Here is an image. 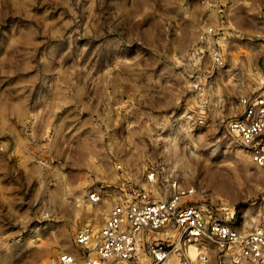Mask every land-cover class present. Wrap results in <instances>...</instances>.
<instances>
[{"label":"rangeland","instance_id":"374dc122","mask_svg":"<svg viewBox=\"0 0 264 264\" xmlns=\"http://www.w3.org/2000/svg\"><path fill=\"white\" fill-rule=\"evenodd\" d=\"M259 95L264 0H0V264H83L82 228L133 189L166 199L174 180L187 203L264 230V174L227 128ZM145 234L128 264L177 229ZM199 250L252 264L209 238Z\"/></svg>","mask_w":264,"mask_h":264},{"label":"built area","instance_id":"2783aa9c","mask_svg":"<svg viewBox=\"0 0 264 264\" xmlns=\"http://www.w3.org/2000/svg\"><path fill=\"white\" fill-rule=\"evenodd\" d=\"M212 33L213 28H209L201 38L206 39ZM214 59L219 61L220 57L214 54ZM240 105L241 113L229 120L227 128L250 150L264 174V95L242 97ZM154 177L155 172L149 174L150 179ZM170 187L168 197L157 201L133 189L130 194L134 198L116 203L97 233L91 225L82 228L77 242L86 250L83 264H128L139 254L143 239L150 237L146 231L152 234L168 226L177 229L172 242L168 238L147 242L152 256L150 264H171L173 255L179 264H210L206 250H199L195 258L190 254V247L202 238L215 241L224 253L229 251L233 262L264 264L263 229L239 230L216 212L187 203L184 197L193 191L181 187L177 180ZM91 197L93 202H98L101 195L93 192ZM58 261V264H75L76 256L65 253Z\"/></svg>","mask_w":264,"mask_h":264},{"label":"bare ground","instance_id":"6f19581e","mask_svg":"<svg viewBox=\"0 0 264 264\" xmlns=\"http://www.w3.org/2000/svg\"><path fill=\"white\" fill-rule=\"evenodd\" d=\"M220 180V179H219ZM226 183H227V185H226ZM223 184L225 185V186H228V182L226 181H223ZM190 254H191V251H190Z\"/></svg>","mask_w":264,"mask_h":264},{"label":"crops","instance_id":"0c3cea01","mask_svg":"<svg viewBox=\"0 0 264 264\" xmlns=\"http://www.w3.org/2000/svg\"><path fill=\"white\" fill-rule=\"evenodd\" d=\"M95 192H98L99 194H102V193H100L99 191H95Z\"/></svg>","mask_w":264,"mask_h":264}]
</instances>
